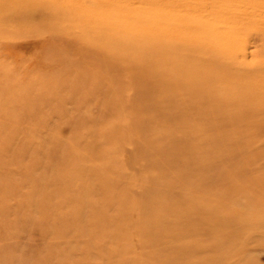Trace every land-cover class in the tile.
<instances>
[{"label":"rangeland","instance_id":"1","mask_svg":"<svg viewBox=\"0 0 264 264\" xmlns=\"http://www.w3.org/2000/svg\"><path fill=\"white\" fill-rule=\"evenodd\" d=\"M41 3L49 14L35 6L28 7L33 12L23 22L0 17V27L7 32L0 38V264H104V260L110 264H147L141 258L150 260L151 256L142 252L140 240L133 232L140 211L138 201L148 177L153 176L162 186L152 198L145 196L143 209L156 205L159 197H168L169 202L163 204L176 213H188L189 195L213 199L215 194L200 189L198 182L207 176L201 161L190 172L186 168L189 162L187 153L183 155L184 128L179 134L181 138L174 143L165 146L156 140L153 150L138 157L134 146L123 145L118 140L115 128L126 129L129 124L125 110L132 104V87L142 82L141 88L147 90L146 83L147 86L160 84L159 73L153 72V68L165 61L172 64L171 69L160 78L182 76L185 81L198 78L201 76L198 66L206 62L202 52L209 50L207 42L234 53L230 55L232 61L240 63V67L246 64L264 69V0H44ZM72 6H82L86 11L81 8V13ZM121 6H127L129 18L137 17L140 8H150L154 14L150 20L156 23L153 30L138 28L135 47L129 44L113 56L115 50L111 45L118 44L117 38L129 32L124 27L120 31L113 27L115 17L111 10ZM42 14L49 15L47 21L51 19L49 23L55 28L42 26L46 19ZM165 15L183 20H163ZM250 18H254L256 28L242 27L239 20ZM100 29L106 33L103 38ZM238 49L239 53L235 54ZM124 55L128 61L121 58ZM190 60L192 67L181 74L180 64ZM102 63L121 74L115 86H111L110 74L97 65ZM136 65L137 73L132 74ZM197 89L198 86L189 89L186 99L196 94ZM175 98L181 100L179 94H171L173 101ZM149 109L144 116L148 126L166 122L165 129L154 132L155 138L176 124L182 125L176 119H183L185 112L178 106L159 116H153V107ZM148 138L144 135L139 139L147 143ZM178 147L182 148L183 153L179 154L183 161L180 155L174 157ZM157 161L161 171L156 170L158 166L145 171ZM178 169L180 174L173 176ZM191 181L194 186L190 192ZM121 197L128 205L130 226L108 221L117 214ZM255 198L253 194L243 193L235 200L236 207L241 214L254 213L259 219L264 218ZM192 217L180 216L178 220L185 224ZM98 218L103 220L99 224L104 227H97L93 234L90 229ZM231 224L239 226L241 231L250 230L242 231L239 239L241 233H235L237 227L230 231L203 223L199 232L205 236L199 238L191 237L190 231L172 230L171 244L175 243L180 253L176 250L177 256L173 253L176 257L173 255L171 260L179 259L177 262L181 264L182 257L191 255L189 259L192 258L191 262L197 259L196 264H264V225L249 226L243 221ZM216 227H220V235L224 234L222 230H227L226 239L224 235L223 238L218 235V239L215 233L219 230L210 231ZM82 230L86 231V237L81 236ZM121 231L126 234L122 239L118 237ZM188 243L195 247H188ZM106 250L110 253L108 259L103 253ZM201 254L205 255V261L198 256ZM154 256L153 259L158 258ZM164 261L161 264H166Z\"/></svg>","mask_w":264,"mask_h":264},{"label":"bare ground","instance_id":"2","mask_svg":"<svg viewBox=\"0 0 264 264\" xmlns=\"http://www.w3.org/2000/svg\"><path fill=\"white\" fill-rule=\"evenodd\" d=\"M32 1L33 0H0V17L4 16V18L11 21H14V19L17 18L18 20L23 22L28 20L29 15L33 12L31 9H33L35 6L40 7V9L42 10L44 9L48 11L49 14V10L46 7L42 6L41 2H44V0H34L33 2ZM28 7L31 9H28ZM72 7H74V9H76V11L78 10L79 12H81L82 10L86 11L82 8V6ZM121 7H115V9L113 8L111 10V13L115 17V26L113 27H116V29L119 31L121 28L124 27L128 29L129 32L127 33V35H121L119 36V38H117L118 44L114 43L111 45V49L113 48L115 50L114 52H112L113 56L116 54V51L121 50L129 44H131L130 46L135 47L136 41L134 40L137 39L138 32L136 30H138V28L147 27L149 30H153L154 24L156 23V20L155 23L150 20V18H154L153 11L150 8H140V10L138 11L140 15L138 14L137 17L129 18L130 15H128L126 12L127 6H123L122 8ZM111 13L110 16H112ZM44 14H42V17H46V19L44 20L42 26L46 28H48V26L51 28H55V26H51L49 23L50 21H52L51 19L47 21L49 15L46 16ZM116 14H118V18ZM101 17L103 18L105 16ZM120 18L125 19V21L119 20ZM162 19L183 20L182 18H179L175 15L173 18L170 15H165ZM239 21L240 23H242V27H249L250 25L251 28L254 29L257 25L255 24L256 22H252L254 21V18ZM0 30V38H2L7 32L5 28ZM100 30L101 31H99V33H101V38L105 37V31L103 29ZM90 36H93V33H91ZM126 36H129L130 39L125 38ZM201 42L202 40L200 41V43ZM94 43L91 42V44ZM204 45L206 44L204 43ZM207 45H209V50L202 52V59L205 60L208 64L205 62V64H200L201 67L200 65L198 66L200 69L201 76H199L198 78L193 77L194 79H191L192 81H185L184 79H182V76H177L173 78L163 76L162 79L159 76H162V74L169 73L168 71L171 69L172 64L170 65L166 61L163 63L155 64L156 66H154L155 68H153V72L159 73L158 82L160 81V84L158 83L155 85L154 83L152 85L147 86L146 83L144 86L147 90H143L141 88L143 87L142 82H138L137 84H135L132 87V104L127 110H125V119L129 124L126 129L115 128L117 130L116 133L118 134L117 137L119 138L117 139L123 142V145H132L135 147L133 148L135 149L134 153L136 157L140 156L141 154H145L149 150H153L155 147L156 140L159 141V144L165 146L170 144L171 141H173L174 143V140L178 139L181 136L179 134L180 132L182 133L181 130L184 128L186 139L183 137L182 139L186 142H182L184 146L183 151H186L185 153H183L182 148L178 147V149H176V152L175 150H173V148H171L173 152L175 151L174 157L176 158V156L180 155L181 152L183 153V155L187 153V159L189 164L186 161L188 164L186 168L188 172H190L194 168L198 161H201L202 164L200 165L202 166L204 175L207 176H202L201 180L198 182L200 189L201 191L206 190V192H214L215 194V197L213 199L210 197H202V195L200 198V196H195L193 193L189 195V198L187 199V205L191 210H189L188 213L183 211L176 213L175 211L170 209L166 205L170 200L168 197H159V199H157L158 203L156 205L152 207L149 205L148 208L143 209L141 207L142 203L145 202L144 200H147L145 196H147V198H152L155 190L159 189V187L162 186L157 183L153 176L150 178L148 177L147 185L144 189V194L141 197V200L138 201V203L140 204V211L137 219L138 221L135 224L136 226L133 232L134 237H138L140 240V244L144 249L142 252L144 253V251H146L147 255L149 253L151 256L150 260H147L145 257L141 258L144 259L145 263L147 264H161L163 259L165 260L163 263L175 264L173 262L174 259L171 260L170 257H176L178 253L176 250L179 251L180 248L177 247L175 243V245L171 244L170 234L173 233L172 230L179 233H181L182 231H190V233H192V235H190L191 237L194 235V238H199V236L204 235L199 232L200 225H202L203 223L210 224L213 227L222 226L223 229H229L230 231L233 230L232 227H237L236 225L231 224L233 222L243 221L244 223H246V225L249 226L264 225V218L261 217V219H259V216L254 213L253 215L252 213L249 215L241 214L242 212H240V210L236 207L235 204V200L237 201V198L241 194H253L256 197L255 201L257 202V208H261V212L264 211V69H257L256 67H254V65L252 67L249 65L245 66L246 64H244V66L242 64V67H240V63L238 64L237 62L234 63V61H232L233 57L231 56H234V53L229 54L225 52L224 48H216V44L207 42ZM210 50H212L213 52H209ZM238 51L240 50H236L235 54L239 53ZM121 58L125 61H128L125 55L124 57L121 56ZM227 61L228 64L226 63ZM192 64L193 60H190L189 63L184 61L182 64H180V67H182L183 69L180 70V73L184 74L185 69L191 66ZM97 65H99L102 70L105 69L106 73L110 74V82L112 83L111 86H115L118 78L121 77V74L118 72H114L110 68V66L103 65V63ZM133 68L134 72H132V74L137 73V65L133 66ZM153 77L154 76H152V78ZM197 86L198 92L194 95L192 94V97L190 99H186V92L189 89H196ZM171 94H179L181 100L179 98H175L173 101L171 99ZM164 104L165 106L162 107V105ZM149 106L153 107V109L155 110V112H153V114L155 115L153 116H159L161 114L163 115V112L166 111L168 113L171 107L178 106L180 110H184L185 112V116L183 117V119H176L178 120L177 123L182 122V125L180 123V125H178L174 122L176 126L173 129L167 130L165 133H163V135H158L156 136L157 138H155L154 132L159 130V128L165 129L166 122H161L157 125H155L154 123V125L148 126L149 124L144 122V116H146V113L148 112V110H150ZM189 123L191 126H188ZM144 135L149 137L147 143L142 142L139 139ZM180 144L181 143H179V146ZM173 146L174 148L177 147V145ZM171 149L169 151L170 153ZM179 157L183 161L181 155ZM172 159V161H176V159ZM159 164V161L155 162V164L152 163V166H149V168H145V171L150 172V168L156 169L157 166L158 169L156 170L161 171L162 169L159 168ZM174 164L177 165V163L173 162V165ZM176 168L177 167L174 166V169ZM179 171L180 170L178 169V171H176L173 176L180 174ZM209 171H211L210 174H207ZM93 174L92 176H94ZM193 186L194 183H192L191 181L188 187L190 192ZM85 187L88 186L82 185V188ZM163 187L166 186L163 185ZM163 202L166 204H163ZM118 204L120 205L118 207L117 214L113 217L110 216L111 218L109 217L108 221L112 223H125L126 225L130 226L129 215L127 214L128 205L125 201V198L123 199V197H121ZM133 206L134 205H131V207ZM187 215L193 216L188 223L183 224L181 223L182 221L178 220L180 216L182 217ZM80 216L82 217L81 213ZM95 220L96 222L94 221V225L90 229V232L92 231L93 234L97 232V227H104L99 224L101 221H103L101 218ZM227 223H230V225L227 226ZM238 227L234 229L236 230L235 233H241L238 237L239 239L242 235L243 230L241 231V229ZM216 228H210V231L219 230L217 234L214 231L215 235H217L218 237V235H220L218 234L220 233V227L217 229ZM248 229L250 230V228ZM249 230H244L243 233H246V231L248 232ZM226 231L222 230V233L225 234ZM80 234L83 237L87 236L86 231L83 230ZM209 235L206 236L208 237ZM222 235H220L219 237H224V239H226V235L221 237ZM118 237L122 239L126 237V234L124 233V231H121L119 232ZM217 237L215 240H217ZM188 244V247H192L190 243ZM184 245H186V243ZM188 247L187 249H189ZM225 247L227 248V246ZM184 249L186 248L184 247ZM184 249L182 248V251ZM191 252L192 254L194 253L193 249ZM103 253L105 255V259H108L107 256L110 255V253H108V250ZM154 255L158 256V258L156 257L157 259H153ZM196 255L197 254L195 253V259L197 258ZM198 256L201 257L202 254ZM204 256H202V259H204ZM182 258H184V260ZM182 258V263L180 262L181 264H196L195 261L197 259L191 262L192 258ZM166 259L167 261L169 259L171 261H168L167 263ZM178 260H174L176 264L179 263L177 262ZM198 261H201V258ZM104 264L110 263L109 261L104 260Z\"/></svg>","mask_w":264,"mask_h":264}]
</instances>
